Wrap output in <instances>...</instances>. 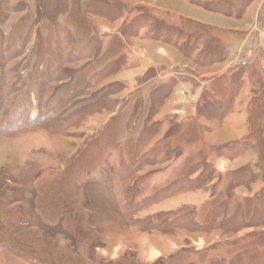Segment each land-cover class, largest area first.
Segmentation results:
<instances>
[{"label": "rangeland", "instance_id": "obj_1", "mask_svg": "<svg viewBox=\"0 0 264 264\" xmlns=\"http://www.w3.org/2000/svg\"><path fill=\"white\" fill-rule=\"evenodd\" d=\"M0 264H264V0H0Z\"/></svg>", "mask_w": 264, "mask_h": 264}]
</instances>
